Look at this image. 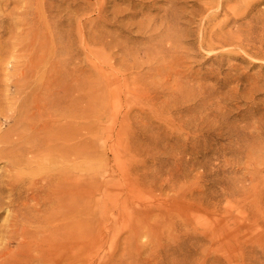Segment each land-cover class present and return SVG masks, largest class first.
I'll return each mask as SVG.
<instances>
[{
    "label": "rangeland",
    "instance_id": "1",
    "mask_svg": "<svg viewBox=\"0 0 264 264\" xmlns=\"http://www.w3.org/2000/svg\"><path fill=\"white\" fill-rule=\"evenodd\" d=\"M35 11V75L51 73L58 97L22 125L21 162L0 159V179L21 173L26 195L54 177L53 209L65 186L77 194L81 254L62 247L50 264H264V0H37Z\"/></svg>",
    "mask_w": 264,
    "mask_h": 264
},
{
    "label": "bare ground",
    "instance_id": "2",
    "mask_svg": "<svg viewBox=\"0 0 264 264\" xmlns=\"http://www.w3.org/2000/svg\"><path fill=\"white\" fill-rule=\"evenodd\" d=\"M35 1L37 2V0H0V159L7 158L10 166L14 167L21 162L20 155L22 153H19V155L17 153L18 150H22L18 148H20L19 144L23 139L22 137H25L21 131L22 125L30 121L32 122L31 119L36 114H40L41 111H45V113L52 112V102H54V98L56 97L53 96L54 93L51 90L52 83L54 82V77H50L52 74L50 73V75L46 77L48 74L45 76L44 73L43 77H38L39 79L35 75V34L37 32L35 31V26L37 25H35V15H37L35 12L39 11H35ZM11 5L13 6L11 7ZM57 66H55V68L53 65L50 66V68L52 69L54 67L57 69ZM46 70L47 68L43 71ZM37 72H40L39 75H41V71L38 70ZM51 72L53 71L51 70ZM61 72L62 71H59V73ZM64 72L66 71L62 73ZM54 74L56 75L54 76L57 77L58 74ZM44 76L46 78H44ZM73 76L75 77V75ZM72 77L66 74L63 76L60 75L59 79L61 81L58 79V83L62 82V84L67 86L68 84H76L77 82L79 85V78ZM56 81L57 79H55V82ZM77 84L73 86H77ZM63 86L64 85H62V87ZM70 87L72 88V85H70ZM75 90H77V88ZM35 93L37 95H35ZM61 93L58 94L59 98H61ZM63 97H65V95H63ZM66 99L69 98L66 97ZM56 104L58 103L55 101V105ZM64 105L60 106L63 107ZM65 107L63 109H65ZM46 114L45 116L49 113ZM40 119L42 120V117ZM46 119L45 117L43 118V120ZM48 119V121L51 122L52 118ZM43 120L42 122H44ZM40 124L42 126L41 122ZM46 124L48 125V123ZM50 124L52 125L53 123L51 122ZM30 125L28 124L27 126L30 127ZM33 125L35 126L34 123ZM49 125L47 127H49ZM27 126H25L26 129ZM30 139L32 140L31 137ZM22 141H25V139ZM20 174L19 172L10 173L7 175L6 179H0V208L6 203L7 208L10 210V214L5 219L4 224V230L7 234H5V236L10 240L7 242V245L15 246L14 250H9V246L7 245H5L3 249L0 248V264H50L53 262L55 256H57L58 249L61 250L62 247L66 248L68 251L69 249H74L77 253L81 254L84 233L82 232L83 223L81 222L83 206L79 201L74 199L77 194L73 193L75 192L72 190L73 188L65 186V188L59 191V195L57 199H55L59 204L57 205V209H53L51 206L53 203L52 181L54 180L51 181V179H54V177H45V184H42V186L36 185L38 182L34 181L35 194H31L30 192V194L27 193L25 195L26 190L29 187L31 188V186L29 185V187H26L27 185L25 186L21 182L22 177ZM76 175H78V173ZM79 176L80 175H78V177ZM80 177L78 179H80ZM67 181H70V179ZM68 184L76 186L72 185V183ZM74 188V190L77 189L76 187ZM43 196V203L45 205L48 204V206L41 210L37 205ZM31 200H33L34 203H31ZM58 209H60V211ZM75 218H77V220L72 221V219ZM2 226H0V228ZM71 227L77 230V234H71ZM71 236H74V238ZM3 238L5 237L3 236ZM62 251L60 252L62 253ZM58 255H60V253H58ZM76 261H78V259ZM73 263H75V261ZM79 264H81V260H79Z\"/></svg>",
    "mask_w": 264,
    "mask_h": 264
}]
</instances>
